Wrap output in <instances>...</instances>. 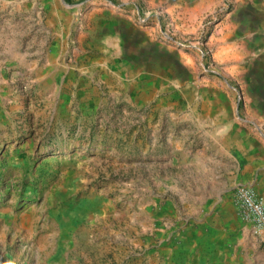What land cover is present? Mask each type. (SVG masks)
Masks as SVG:
<instances>
[{
	"label": "rangeland",
	"instance_id": "obj_1",
	"mask_svg": "<svg viewBox=\"0 0 264 264\" xmlns=\"http://www.w3.org/2000/svg\"><path fill=\"white\" fill-rule=\"evenodd\" d=\"M263 149L264 0H0V264H264Z\"/></svg>",
	"mask_w": 264,
	"mask_h": 264
},
{
	"label": "built area",
	"instance_id": "obj_2",
	"mask_svg": "<svg viewBox=\"0 0 264 264\" xmlns=\"http://www.w3.org/2000/svg\"><path fill=\"white\" fill-rule=\"evenodd\" d=\"M235 196L241 215L248 223L249 234L264 249V196L258 194L249 183L238 184Z\"/></svg>",
	"mask_w": 264,
	"mask_h": 264
},
{
	"label": "crops",
	"instance_id": "obj_3",
	"mask_svg": "<svg viewBox=\"0 0 264 264\" xmlns=\"http://www.w3.org/2000/svg\"><path fill=\"white\" fill-rule=\"evenodd\" d=\"M249 184L253 185L257 193L264 196V166H262L261 168H258V170L254 172L251 182Z\"/></svg>",
	"mask_w": 264,
	"mask_h": 264
},
{
	"label": "water",
	"instance_id": "obj_4",
	"mask_svg": "<svg viewBox=\"0 0 264 264\" xmlns=\"http://www.w3.org/2000/svg\"><path fill=\"white\" fill-rule=\"evenodd\" d=\"M178 52H179V53L185 52V49H179V48H178ZM218 82L221 83V81H219V79H218Z\"/></svg>",
	"mask_w": 264,
	"mask_h": 264
},
{
	"label": "trees",
	"instance_id": "obj_5",
	"mask_svg": "<svg viewBox=\"0 0 264 264\" xmlns=\"http://www.w3.org/2000/svg\"><path fill=\"white\" fill-rule=\"evenodd\" d=\"M67 2H69L70 0H66ZM111 1H114V0H111Z\"/></svg>",
	"mask_w": 264,
	"mask_h": 264
}]
</instances>
